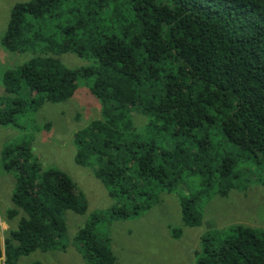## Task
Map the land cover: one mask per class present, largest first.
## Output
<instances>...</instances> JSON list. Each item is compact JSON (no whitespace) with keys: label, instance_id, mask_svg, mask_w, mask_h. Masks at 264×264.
Returning <instances> with one entry per match:
<instances>
[{"label":"trees","instance_id":"1","mask_svg":"<svg viewBox=\"0 0 264 264\" xmlns=\"http://www.w3.org/2000/svg\"><path fill=\"white\" fill-rule=\"evenodd\" d=\"M2 46L36 55L5 71L0 126L70 100L81 80L101 104V118L75 134L76 162L94 166L122 201L78 232L86 264H119L97 231L103 220L149 211L161 191L192 176L200 190L181 196L182 219L199 227L200 200L228 196L245 155L264 165V0H27L14 5ZM66 53L98 64L68 68L58 57ZM135 111L148 119L144 135ZM2 161L17 179L8 216L19 217L4 264L66 252V213L88 209L75 181L44 168L31 142L5 147ZM182 233L176 228L173 237ZM216 235L203 236L197 264H264L263 229L236 225Z\"/></svg>","mask_w":264,"mask_h":264},{"label":"rangeland","instance_id":"2","mask_svg":"<svg viewBox=\"0 0 264 264\" xmlns=\"http://www.w3.org/2000/svg\"><path fill=\"white\" fill-rule=\"evenodd\" d=\"M27 0H0V96H6L3 75L34 55L33 52L11 53L2 46L11 11L18 2ZM71 69L97 65L92 55L80 57L66 53L58 56ZM101 118V104L90 92L89 82L80 81L76 95L59 104H45L38 111L27 110L17 115L16 124L0 126V264L5 263V240L17 228L19 217L11 219L10 209L15 207L12 197L16 188V174L5 171L3 150L7 146L31 142L32 150L44 168H57L67 173L77 184L87 202L84 214L66 213L68 230L66 252L50 251L35 253L21 258L17 264H86L76 243L78 232L94 214H107L121 203L111 197L109 190L96 177L94 166H80L76 162L75 134ZM134 125L139 133H146L147 117L135 111ZM220 140V136L218 137ZM229 146L227 143H223ZM237 150V149H236ZM238 151V150H237ZM239 178L237 187L228 196L213 194L199 202L202 225L186 227L182 219L181 196L192 198L200 190L197 177H186L172 192L163 190L159 202L149 210L128 219H106L97 231L111 240V247L119 264H197L202 251V238L217 233L218 238L236 225L264 230V165L248 156L236 168ZM181 228L180 238L173 237V230Z\"/></svg>","mask_w":264,"mask_h":264}]
</instances>
